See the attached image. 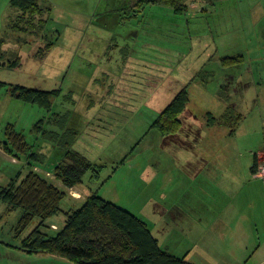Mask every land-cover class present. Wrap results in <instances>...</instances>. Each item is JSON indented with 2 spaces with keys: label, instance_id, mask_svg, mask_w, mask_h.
<instances>
[{
  "label": "rangeland",
  "instance_id": "obj_1",
  "mask_svg": "<svg viewBox=\"0 0 264 264\" xmlns=\"http://www.w3.org/2000/svg\"><path fill=\"white\" fill-rule=\"evenodd\" d=\"M9 1L0 0V144L5 140V126L13 124L38 157L13 156L0 146V188L16 175L19 180L34 169L68 191L60 202L62 210L80 204L81 200L72 199L79 196L75 189L87 194L96 191L142 219L162 249L188 262L216 264V260L228 259L221 264H264V232L256 234L263 228L253 225L255 205L251 204L252 199L259 201L256 215L264 226V189L250 180L255 173L249 171V149L264 138V108H258L257 100H249L232 134L212 145L228 149L222 173L217 172L227 177L217 183L220 194L224 190L228 199L235 193L241 202L246 196L250 199L241 205L251 218L248 222L242 219L247 234L234 236L228 244L227 239L224 243L217 240L219 249L199 246L201 228L198 231L194 220L196 212L182 209V203L196 195L182 182L191 168L180 167L170 151L176 148V137L161 136L151 126L188 83L187 114L221 113L223 104L216 90L219 76L226 70L218 63L220 57L242 55L240 68L249 70L248 76L239 67L227 69L239 83L242 78L252 84L264 78L260 75L264 73V0H196L183 14L146 0H39L50 7L41 36L6 28V17L13 14ZM51 41V48L40 57L39 48ZM203 64L213 76L203 83L191 81L190 73ZM10 85L59 91L46 110L14 98ZM39 120L47 132H59L61 127L76 129L71 147L102 165L98 179H91L88 172L79 185L64 188L53 172L63 147L32 131ZM262 145L254 154L256 161L260 157L264 161ZM224 210L222 205L210 211ZM20 213V209L8 211L0 203V264H72L47 253H24L20 239L37 220L16 237L14 226ZM64 221L65 215L58 212L45 220L42 230L53 235L52 224L59 229ZM218 222L232 224L229 219Z\"/></svg>",
  "mask_w": 264,
  "mask_h": 264
},
{
  "label": "trees",
  "instance_id": "obj_2",
  "mask_svg": "<svg viewBox=\"0 0 264 264\" xmlns=\"http://www.w3.org/2000/svg\"><path fill=\"white\" fill-rule=\"evenodd\" d=\"M146 1L168 6L174 14H183L196 0ZM9 5L13 14L6 17L7 29L17 33L42 35L50 11L48 5L41 4L39 0H10ZM52 44L51 41L40 47L37 54L43 56ZM242 61L241 54L218 59L219 65L227 71L219 76L216 90L223 109L217 115L208 110L201 113L206 126H224L228 129V134H232L243 115L239 112L240 99L235 74L227 69L239 67ZM212 76L213 72H208L204 66L190 80L203 83ZM188 84L174 94L152 122L151 126L159 135H172L180 129V114L189 102ZM58 91L59 89L41 90L22 85L9 86V93L14 98L46 110L50 108L52 98ZM41 121L33 125L32 131L41 132L42 137L47 135L50 141L63 147L61 159L53 168L56 179L63 187L70 189L79 185L88 172L91 179H98L102 165L71 147L77 136L76 129L61 127L59 132H47L42 130L39 124ZM4 134L5 140L0 144L4 152L13 156L22 153L28 158L38 157L31 150L32 145L27 142L24 134L17 131L13 124L8 123L5 126ZM262 142L264 150V138ZM255 166L254 155L252 172H255ZM67 192L34 169H29L19 180L16 175V178L10 179L0 188V203L6 205V210L20 209L21 212L14 226L16 237H20L37 220L31 231L20 239L19 248L24 253H47L68 259L72 264H193L183 256H176L162 249L142 219L104 199L96 191H91L76 207L62 210L60 202ZM58 212L65 215L64 224L55 229V234L48 235L42 230V226L46 219Z\"/></svg>",
  "mask_w": 264,
  "mask_h": 264
},
{
  "label": "crops",
  "instance_id": "obj_3",
  "mask_svg": "<svg viewBox=\"0 0 264 264\" xmlns=\"http://www.w3.org/2000/svg\"><path fill=\"white\" fill-rule=\"evenodd\" d=\"M127 57L129 58V56H126V58ZM204 66L205 65L203 64L201 67ZM240 67L241 65L239 66V69L241 70ZM197 71L195 70L190 74L194 75ZM241 71L243 75H249V70ZM226 72L224 74H226ZM260 75L264 76V73H261ZM248 80L249 79L242 78V81L239 83L238 80L235 79L236 86L239 90V112H242L243 107L245 108L247 102L251 99L258 101V108H264V78L259 79V81L255 82L254 84H252V82L248 83ZM160 95L161 94H159L157 97H159ZM149 100H151V98ZM188 111L189 108L185 107L180 114L181 127L175 134H173V136L176 137V148L170 149L171 153L176 157V161L180 167L185 164L188 169L191 168L190 172L186 174V180H182V182L186 185L187 188H192L193 192H195L196 197H194L193 200H187L186 202L184 201L182 203V209L183 211H186L187 209L190 212L192 210H195L196 212L194 220L198 222L196 224V226L199 227L198 231L201 228L197 239L199 246L202 245L203 247L210 249H219L217 248V240H221L222 243H224L227 242V239L228 244L232 243L234 236L247 234L246 232L248 229L246 225L243 226L244 222L242 221V219H246L248 222L251 218H249V215H246L242 211L241 205H243V203H248L250 199L248 198V196H246V198L243 199V202H241L239 200H242V198H239V195H236V193L232 194L230 199H228L224 190L223 195H221L220 192L222 190L218 189L217 183L220 179H224L227 181L226 176L218 175L217 172L222 173V169L224 167L223 160L227 155L226 151L228 149H217L212 145L213 142H216L217 139L221 140L225 138L226 135H230L228 134L226 127L217 125L208 127L204 124L202 117H199L200 113L202 112L198 113L197 111H195L196 113L194 115H191L187 114ZM263 136H260V138ZM262 143V141H258L255 146L249 149L252 154L251 163L249 165V171L251 172V174H253V172L251 171L253 156L254 154H257L258 151H260V149L257 148L258 146L262 145ZM123 152L124 151H122L120 155L117 154L116 158L121 156ZM218 155L220 156L217 157ZM119 161H121V159ZM211 174L213 175V179H219L212 181L210 177ZM258 178L259 177L255 174H253V176H250L251 181L259 182L261 184V187L264 189V177L262 178L263 180H259ZM75 193L79 196H70L74 200L82 201L85 196L88 195L85 190L83 192L80 189H75ZM183 193H186V189L183 190ZM188 196H191L190 192H188ZM257 202L259 204V201L254 199H252L251 202V204L254 203L255 205L253 206L254 210L252 209V212L254 213L252 214V223L257 228L260 227L263 229H256V234L262 231L264 232V226L259 220V217L256 215L258 213ZM260 204H263V201H260ZM222 205L225 206V210L223 212L212 213L210 211L212 208L219 209ZM72 206L74 207L76 205L72 204ZM168 213V215L171 216L170 210ZM219 219L232 220V224L229 225V222H225L223 224L219 223ZM237 221L241 223L242 226H238ZM52 228L56 229V226L52 224ZM221 261H228V259L218 261L216 260V264H221Z\"/></svg>",
  "mask_w": 264,
  "mask_h": 264
},
{
  "label": "built area",
  "instance_id": "obj_4",
  "mask_svg": "<svg viewBox=\"0 0 264 264\" xmlns=\"http://www.w3.org/2000/svg\"><path fill=\"white\" fill-rule=\"evenodd\" d=\"M254 173L258 177H264V161L261 160V157L256 161Z\"/></svg>",
  "mask_w": 264,
  "mask_h": 264
}]
</instances>
